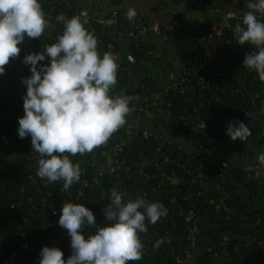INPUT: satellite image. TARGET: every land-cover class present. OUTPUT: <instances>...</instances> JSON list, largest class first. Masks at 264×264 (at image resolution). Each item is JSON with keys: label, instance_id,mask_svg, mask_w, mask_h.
Segmentation results:
<instances>
[{"label": "trees", "instance_id": "1", "mask_svg": "<svg viewBox=\"0 0 264 264\" xmlns=\"http://www.w3.org/2000/svg\"><path fill=\"white\" fill-rule=\"evenodd\" d=\"M113 1L119 19L126 17L132 9L124 8L128 0ZM147 1L155 2L150 14H161L172 5L182 10L165 22L171 29L161 27L157 36L151 33L140 49L124 41L136 63L127 65L120 55L117 84L112 91L119 94L123 90L134 97L131 113H139L143 124L139 123L133 133L124 126L92 152L71 156L79 164L81 176L67 191H62V181L49 184L36 175L38 153L32 151L25 137L18 136V118L24 114L22 96L26 94L22 78L31 75L23 57L56 41L63 29V22L55 20L57 16L67 17L85 9L72 4L74 0H59L51 5L44 1L41 7L49 14L48 27L39 39L25 36L17 45L19 55L4 65L5 71L0 75V264H39L43 246L58 247L66 260L72 253L70 237L57 223L63 202L83 204L93 212L95 223L103 225L107 221L101 209L110 203L113 188L125 201L143 197L158 201L167 209V215L154 225L145 221L148 231L139 234L143 255L135 264H183L181 259L190 251L185 239L193 225L197 229L195 264H264V176H255L257 156L264 152V82L254 70L243 67L245 55L255 48L247 43L237 44L234 28L241 23L238 20L232 21L231 28L221 37L188 41L189 37L204 35L207 27L229 11L243 17L248 0ZM136 13L137 19L152 20ZM191 13L209 20L202 27L204 33L199 34L187 20L186 14ZM85 29L91 32L95 28L89 24ZM96 32L91 33L97 39L100 54L105 53L108 43L117 47L122 42L104 27ZM151 36L165 43L163 50L165 59L171 58L170 67L178 66L174 78L167 72L156 75L144 68V63L162 59L156 57L160 51L154 52ZM213 47L228 50L231 71H224L219 64L200 70L203 52ZM46 63L47 59L38 62ZM212 67L223 71L224 80H228L223 91L221 83L203 88L205 84L198 80L211 74ZM211 77L217 81L216 73ZM174 84L176 87H172ZM149 121L150 127H146L144 123L148 125ZM238 121L250 128L246 141H232L225 134L229 123L235 125ZM152 127H162L172 138L153 134ZM224 141L229 142L230 154L226 167L222 162L227 153L218 154L214 164L204 159L212 158L217 143L222 146ZM91 232L94 228L85 227L82 234ZM156 241H161L158 248L153 247ZM23 242L32 251H21L18 256Z\"/></svg>", "mask_w": 264, "mask_h": 264}, {"label": "clouds", "instance_id": "2", "mask_svg": "<svg viewBox=\"0 0 264 264\" xmlns=\"http://www.w3.org/2000/svg\"><path fill=\"white\" fill-rule=\"evenodd\" d=\"M242 22L234 35L239 45L255 50L246 54L243 67L254 70L264 82V0H248ZM137 15L129 9L126 18ZM63 29L56 41L36 53L23 57L31 75L22 78L26 85L18 136L30 137L32 151L38 153L36 175L47 183L62 181V191L79 182L81 169L70 157L90 153L104 145L133 110L134 100L123 90L113 93L117 84L116 58L100 54L97 39L77 16L62 17ZM48 27L40 0H0V75L10 58L17 57L25 36L39 39ZM48 60L46 64H38ZM249 115V114H247ZM232 141H246L250 128L243 122L229 123L226 133ZM256 177L264 176V152L257 156ZM108 164H111L109 158ZM249 170H252L251 167ZM102 174V171H101ZM110 203L101 209L105 224H96L93 212L83 204L63 202L57 223L67 230L72 253L65 260L58 247L43 246L39 264H129L140 261L144 245L140 233L148 231L167 215L158 201L143 197L125 201L113 188ZM85 227L94 232L82 234ZM156 241L154 248L160 246Z\"/></svg>", "mask_w": 264, "mask_h": 264}, {"label": "built area", "instance_id": "3", "mask_svg": "<svg viewBox=\"0 0 264 264\" xmlns=\"http://www.w3.org/2000/svg\"><path fill=\"white\" fill-rule=\"evenodd\" d=\"M44 1L47 3V5L59 3V0H40V3L43 4L45 3ZM44 13H45L46 18H48L49 14L45 11ZM72 16L79 17L83 26L86 28L89 26V24H91L95 28L91 30L92 33L96 34L97 28L104 27L109 31L110 36H117L122 39V42L117 47H114L112 44L108 43L106 46V51H105L113 55L116 58L118 67H120V63H119L120 55H123L125 64L134 65L136 63L133 54L126 48L124 41L131 42L135 49H140L141 46L146 45V41L150 37L151 33L157 36V35H160L161 27H164L165 29H171L170 26H167V24L158 22L156 20H140V19L134 18L132 21H129L126 17L119 19L117 11H111V13L105 16L98 17L96 16L95 10H92V11L78 10V11H74L72 15H69L67 17L70 18ZM62 17L67 18L65 16H57L55 20L57 22H62V19H61ZM258 18H259V15H258ZM234 20H238L242 22V17H239L236 13L229 11L226 15L222 17L220 21L207 27L206 33L204 35H201L199 37L197 36L189 37L188 41H193V42H197L201 40L210 41L214 38L221 37L223 35V32L226 29L231 28V25H232L231 22ZM201 58H202V63L199 65L200 70L204 69L209 64H217V65L219 64L223 67L224 71L225 70L231 71V69L228 68V64L230 62V53L228 52V50H219L213 47L212 49L205 50ZM210 73L211 74L216 73L217 81L212 79L211 74L200 76L198 80L199 82L205 84L203 88L204 87L210 88L209 86L217 87V83H221L223 86L221 91H223L228 82V80L227 81L224 80L225 79L224 72L217 71L215 67H212L210 68ZM183 74L186 75V72H184ZM183 80L184 79L181 78L180 81H183ZM172 87H176V84H174ZM140 110L141 108L139 107V111ZM136 118L137 120L141 121V117L139 113L136 114ZM124 126H126V131L130 133L135 132L136 129L138 128V126H135L134 124L133 125L125 124L121 126L116 132H118ZM143 135L146 136V132H144ZM25 139L27 140L28 144L31 145L30 137H25ZM228 145H229L228 141H224V145L222 146L219 145V143H217V147L214 151L215 153H213L214 156L212 158H204V159L207 161H210L212 164L216 163L217 161L216 156L218 154L220 153L229 154ZM114 151H115V148H114ZM226 157L227 159L222 162L223 167H226L230 162V154ZM109 171L113 172L114 168L110 167ZM98 176H101V173H98ZM51 213L55 215L56 211L52 210ZM186 220L189 221V219H186ZM196 235H197V229L193 225L189 229V233L187 234L186 239H185V242L188 244L190 251L186 252L185 257L181 259V263L183 264H195L196 263L195 257L198 255V252L195 251L197 248ZM28 237H31V235L28 234ZM67 249H69V247H67ZM21 251L23 252V251H32V250L29 249V246L26 242H23L19 246L18 256H20ZM192 252L197 253V254H194ZM214 259L215 261H219L216 258Z\"/></svg>", "mask_w": 264, "mask_h": 264}, {"label": "crops", "instance_id": "4", "mask_svg": "<svg viewBox=\"0 0 264 264\" xmlns=\"http://www.w3.org/2000/svg\"><path fill=\"white\" fill-rule=\"evenodd\" d=\"M113 0H74V2L72 4H76V6L78 5L79 7H81L82 9L85 10H95V13L98 15H107L108 13H110L111 11H114L115 9H117L118 7L116 5L113 4ZM155 6V2L154 1H147V0H128L125 2V7L124 8H132L135 9L137 12H139L142 15L148 16L150 17L152 20H157L159 22L165 23L167 21H170L174 16L177 17L178 12H180L182 10V8L172 5V6H168L167 8L163 9V13H157V14H150L151 13V9ZM197 14H193V16H195ZM189 15L186 14V17H188ZM209 21L208 19H205L203 17L200 18V23H198L197 27L195 28V30L200 31L199 34L204 33V29L202 30V27L205 26L206 22ZM191 24V23H190ZM195 26V24H194ZM152 37V36H151ZM152 40L155 44V53H157L158 51H160V53L158 52L156 54V57H160L162 58L161 60H163V58L165 59V57H167L166 54H164V44L162 41H160L158 38H156V36L152 37ZM167 46V45H166ZM166 49H168V51H170L169 47L167 46ZM166 55V56H165ZM154 60H152V62H149L147 64L144 63V68L147 69V66L152 67L154 65L153 63ZM178 66H174V67H169L167 68L166 72L167 74L171 77L174 78L177 73H178ZM134 121V115L133 113H129V115L126 117V122L134 123L132 122ZM145 126H147V122L144 123ZM148 127H150V121L148 122Z\"/></svg>", "mask_w": 264, "mask_h": 264}, {"label": "rangeland", "instance_id": "5", "mask_svg": "<svg viewBox=\"0 0 264 264\" xmlns=\"http://www.w3.org/2000/svg\"><path fill=\"white\" fill-rule=\"evenodd\" d=\"M178 13H180V12H178ZM188 15L189 16H188V19L187 20H189V23H191L193 25V27L198 28L197 25H198V23H200L201 15L200 14H197V15L193 16V13L188 14ZM194 24H195V26H194ZM153 63H154V65L152 67L147 66V68L149 69V71L152 74L162 75V76L166 73L167 68L170 67V66H172L171 58H166V59L163 58V60H159V61L158 60H154ZM146 101H147V99L144 100V103H146ZM132 122H134V123H131V124L132 125L134 124L135 126H138L139 123H141V121L137 120L136 115L134 116V121H132ZM141 124H143V122ZM147 126H149V125H147ZM151 132H155L153 134H158V133L159 134L161 133L163 135L165 134V137H168L169 140L172 138L171 134L168 133V131H164V129L162 127H158L157 129H153V127H152L151 128ZM168 134H169V136H168Z\"/></svg>", "mask_w": 264, "mask_h": 264}]
</instances>
